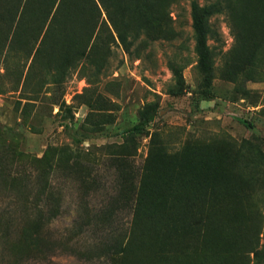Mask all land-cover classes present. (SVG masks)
Segmentation results:
<instances>
[{"label":"rangeland","instance_id":"1","mask_svg":"<svg viewBox=\"0 0 264 264\" xmlns=\"http://www.w3.org/2000/svg\"><path fill=\"white\" fill-rule=\"evenodd\" d=\"M0 264H264V0H0Z\"/></svg>","mask_w":264,"mask_h":264},{"label":"trees","instance_id":"2","mask_svg":"<svg viewBox=\"0 0 264 264\" xmlns=\"http://www.w3.org/2000/svg\"><path fill=\"white\" fill-rule=\"evenodd\" d=\"M208 13V9L205 6L199 5L197 2L192 1L191 2V16H192V25L193 29L196 33V35L199 36V39L197 41L198 44V64L199 68L202 71L203 75L205 76L206 83H209V80L207 78L209 74V62H208V51L204 42L203 33H204V18L205 14ZM151 119V116L147 113H143L141 115V118L138 122L133 124L132 126L126 128L124 130V134H133L136 132H140L144 126L149 122Z\"/></svg>","mask_w":264,"mask_h":264}]
</instances>
